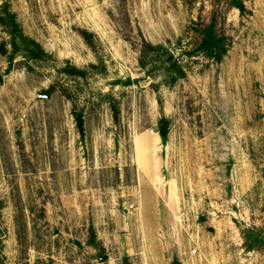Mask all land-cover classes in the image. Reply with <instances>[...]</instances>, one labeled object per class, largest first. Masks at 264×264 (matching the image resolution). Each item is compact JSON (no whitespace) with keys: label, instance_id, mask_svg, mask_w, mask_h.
<instances>
[{"label":"rangeland","instance_id":"obj_1","mask_svg":"<svg viewBox=\"0 0 264 264\" xmlns=\"http://www.w3.org/2000/svg\"><path fill=\"white\" fill-rule=\"evenodd\" d=\"M228 1L10 0L49 58L0 25V264H264V0ZM212 25L222 62L140 67Z\"/></svg>","mask_w":264,"mask_h":264},{"label":"trees","instance_id":"obj_2","mask_svg":"<svg viewBox=\"0 0 264 264\" xmlns=\"http://www.w3.org/2000/svg\"><path fill=\"white\" fill-rule=\"evenodd\" d=\"M1 1L3 2V8L0 16V25L11 40L12 52L9 56L11 64L17 56H22L30 61L46 62L49 55L38 43L25 36L16 15L11 11L10 0ZM228 3L231 6L242 8L236 0H229ZM203 34V39L199 42L195 41L192 46L183 45L182 40L177 42L176 45L174 44L175 46L171 43H168V45H155L143 40L140 47V67L149 77H155L159 74L166 85L172 86L187 77L184 59L193 60L205 55L215 62H222L228 53V44L225 37L219 35L213 25L209 26ZM178 50H180V54H178ZM64 72L73 78L86 79L88 77L86 71L74 67L65 69ZM54 91L55 87H51L45 94L51 95ZM115 112H117V109ZM76 122L78 128L83 130L84 120L81 115H76ZM159 133L163 142L166 143L169 135V127L166 120L162 121Z\"/></svg>","mask_w":264,"mask_h":264}]
</instances>
